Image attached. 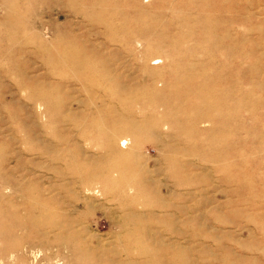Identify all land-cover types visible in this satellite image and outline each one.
<instances>
[{
	"label": "rangeland",
	"instance_id": "rangeland-1",
	"mask_svg": "<svg viewBox=\"0 0 264 264\" xmlns=\"http://www.w3.org/2000/svg\"><path fill=\"white\" fill-rule=\"evenodd\" d=\"M0 264H264V0H0Z\"/></svg>",
	"mask_w": 264,
	"mask_h": 264
},
{
	"label": "bare ground",
	"instance_id": "bare-ground-1",
	"mask_svg": "<svg viewBox=\"0 0 264 264\" xmlns=\"http://www.w3.org/2000/svg\"><path fill=\"white\" fill-rule=\"evenodd\" d=\"M46 3V2H45ZM8 23V22H7ZM57 60V59H56ZM95 71V70H94ZM97 72V71H96ZM227 88V87H226ZM208 112V111H207ZM207 112H205V113H207ZM203 117V116H202ZM208 117V116H207ZM201 117H198L197 119L199 120ZM205 118V117H204ZM203 118V119H204ZM196 120V119H195ZM204 120H206V119H204ZM208 121L210 122V119L208 118ZM199 122V121H198ZM197 122V123H198ZM199 123H201V122H199ZM203 123V122H202ZM95 176V177H94ZM90 179H93L94 180V182H96V184L97 183H99V181H101L99 178H97V176L96 175H93V177H91V175L89 176V178L88 179H84V180H81V185H83L84 184V182H88V180H90ZM99 179V180H98ZM106 179V178H105ZM104 179V180H105ZM104 182V181H103ZM100 184V183H99ZM107 184H108V181H107ZM137 185V184H136ZM100 186H101V184H100ZM104 186V185H103ZM137 189V188H136ZM146 190V189H145ZM47 205V203L45 202V204H43V206H41V208H44L45 206ZM41 211V210H40ZM43 211H45L44 209H43ZM41 214H42V212H41ZM48 215V214H47ZM45 217V216H44ZM53 224H54V222H53ZM60 224V223H59ZM52 225V224H51ZM58 227H60V226H58ZM61 227H62V225H61ZM60 227V228H61ZM57 228V225H56V227L54 228V229H56ZM50 229V228H49ZM54 229L53 230H51V231H54ZM58 229V228H57ZM61 231V230H60ZM57 232V231H56ZM65 233H67V232H65ZM58 235V234H57ZM42 236V235H41ZM64 237V236H63ZM62 237V238H63ZM43 238V237H42ZM46 239H48V238H46ZM41 242H44L43 240L41 241ZM43 244V243H42ZM41 245V244H40ZM67 246V245H66ZM50 247V246H49ZM80 255V254H79Z\"/></svg>",
	"mask_w": 264,
	"mask_h": 264
}]
</instances>
